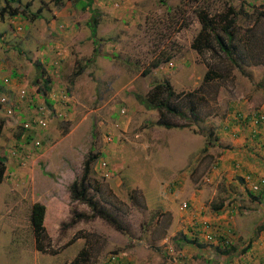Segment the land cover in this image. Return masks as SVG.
<instances>
[{
	"label": "rangeland",
	"instance_id": "rangeland-1",
	"mask_svg": "<svg viewBox=\"0 0 264 264\" xmlns=\"http://www.w3.org/2000/svg\"><path fill=\"white\" fill-rule=\"evenodd\" d=\"M87 1L13 0L11 7L18 14L4 18L0 15V97L5 96L13 104L18 88H23L27 96L23 105H27L34 95L38 102L33 108L24 106L26 118H32L37 108L45 104L34 84L39 66L50 78L48 96L53 100V109L45 104V110L37 112L46 126L33 125L29 132L23 130L16 116L7 115L0 106V117L8 124L3 138L11 134L14 154L22 158L20 165L25 175L21 185L27 197L24 200L26 204L33 199L47 206V237L43 241L46 252H28L29 248L36 249L31 225L21 220L18 226H6L9 221L3 219L0 264H63L84 247L90 257L88 264H113L112 256L116 257L114 264H126L132 250L137 257L135 262L141 260L143 264L155 252L158 264H163L168 242L160 243L158 238L167 237L169 241V231L178 229L170 225L173 222L168 214L157 206L163 208L171 203L166 193L178 187L177 181L183 175L194 178L192 190L215 183L212 166L218 163L209 149L219 139V129H224L231 95L237 93L234 91L238 76L217 43L213 42V49L200 55L191 47L190 37L194 21L199 23L196 7L207 5L212 15L226 10L227 0H92L89 7L82 9L80 2ZM254 1L249 9L257 20L251 28L247 27L243 37H250L252 30L258 29L264 39V0ZM9 4V0H0V9ZM231 6L236 10L230 17L233 16V27L237 29L231 53L248 63H252L249 52L264 58V41L258 45L261 51H257L254 45L243 48L239 39L243 33L241 19L254 18L253 13L240 0H233ZM92 15L98 19L96 43L90 38L88 26ZM253 39L260 40L254 33ZM224 40L227 44L225 36ZM156 59L159 65L151 67ZM79 69L82 71L77 74ZM208 70L214 77L204 81ZM11 73L17 78L10 77ZM6 76L7 84H3ZM165 79L175 91L169 103L179 114L163 110L160 115L141 101L153 92L156 83ZM192 124L203 135L202 155L186 167L176 163L173 168H166L161 154L170 138L167 132ZM27 134L30 143H24V136L29 139ZM37 140L39 145L35 144ZM22 143L25 146H19ZM89 155L96 156L87 180L89 195L118 220L119 230L99 217L70 224L75 213L91 212L85 203L72 199L69 192L71 182L81 177ZM102 160L108 164L109 177H104L100 169ZM166 169L173 172L170 180ZM207 177L209 182L205 181ZM165 182L168 192L162 185ZM221 189L225 190L223 186ZM153 191L160 194L154 195ZM263 193L253 200L249 193L245 198L239 195L229 199L239 202L234 217L222 226L233 242L232 254L210 258L218 252L211 247L210 255H193L196 263L220 264L222 260L225 264H254L264 259ZM170 197L175 198L178 207L189 206L187 201L183 205L177 192ZM19 212L24 214V210ZM177 232L175 236L181 233ZM249 240L252 246L243 251ZM171 245L177 249L174 243Z\"/></svg>",
	"mask_w": 264,
	"mask_h": 264
},
{
	"label": "crops",
	"instance_id": "crops-1",
	"mask_svg": "<svg viewBox=\"0 0 264 264\" xmlns=\"http://www.w3.org/2000/svg\"><path fill=\"white\" fill-rule=\"evenodd\" d=\"M240 1H243L244 8L249 12L250 6L253 5V2L255 3L254 0ZM246 1H248V4ZM227 2L228 3L225 4L231 6L233 0H227ZM250 13L253 12L251 11ZM238 15L242 14L238 12ZM253 17L254 18H246L243 16L241 19L240 25L243 28H240V32L243 31V33L239 35V39L243 43L241 45L243 48L249 49L250 46L254 45V50L261 51L262 48H259L258 45H262V41H264L263 34H261L262 31L253 29V32L249 34L250 37H243L245 30L248 29L247 27L251 28L252 24L257 20L256 16H254V13ZM251 19L253 20L252 22L249 21ZM246 24H248V26H245ZM200 28V22L198 23L194 21L191 31L192 36L190 37L191 43L199 32ZM253 33L254 36L257 39L260 38V40H254ZM225 38L228 42L226 44V48L227 51H230L229 55L231 58L229 59L227 57V60L230 62L231 66L236 69L233 71V73L238 76V79H235V86L238 88L237 81L240 82V89L234 88V92L237 93H233L231 95L232 101L229 102V112H227L228 115L223 122L224 129H219L220 132L218 134L220 137H218L219 139L216 142L212 143L214 146L209 149V154L213 155L216 160L215 163H218V165L216 164L217 166H212V179L215 181V183H213L211 187H205L207 185H202L201 189L192 190L190 188L192 183L195 182L194 178L190 176V174L183 175L182 177H179V180L177 181L178 187H176L172 193H169L168 190H165L168 182H165L162 185L164 187V191L168 192L166 195L171 203L163 208L157 206L159 210L168 214L173 222L170 223V225H174L176 229H178L175 232L168 230L171 234L168 236V240L170 237V242L167 241V237H159L158 242H168V247H166L167 251L170 248L175 249L171 243L176 245V250H183L187 255L186 264H200L198 262L196 263L193 255L196 256V254H204L207 256L209 253H211V249L205 247L207 242L203 240L201 234L196 235L195 233L196 230L203 229L201 226V221L207 218V220H209L210 218V222L213 221V223H215L219 229L224 228L222 226H225V224L229 223L234 217L236 210L239 209V202H235V200L230 201L229 199H236L242 195H245L242 196L245 198L247 197L246 193L248 195L249 192H252L245 184L243 175L250 172L255 174L257 177H264V124H261L258 127L257 134L252 137L250 126L247 124L243 125L240 119L241 114H237V112L244 114L264 112V58L261 54L251 56L252 53L249 52L248 59L252 60V63L237 59L231 53L232 47L235 44V38L233 37L231 42H229L227 36H225ZM188 51L193 53L195 52L193 49H189ZM194 54L197 55L196 53ZM184 81L185 80H182L180 83L183 85ZM182 85L180 84V86ZM5 122L6 124L4 125L0 136V154L4 155L7 159L5 176L2 183L0 184V221L3 219L8 220L9 223L6 224V226H18L19 221L21 220H23L24 224L30 225V210L32 204L36 201H33L32 199V201L26 204V201L24 200L27 199V197L25 196L26 193L24 186L21 185L23 184L22 180L24 179L25 175L24 167L20 165L22 158L14 154V149L12 148L14 144L12 141H14V138L11 137V134H8L10 138L9 136L3 138V133L6 132L5 127L8 125L7 121ZM194 126L195 125L192 124L191 126H186L178 130L167 132L170 138L168 137V144L163 147L161 154L164 157L162 159V163L166 168H173L176 163H183L186 167L192 164L195 159L202 155L200 153L202 152L201 147L204 141L201 137L203 135L196 131ZM229 131H234L235 134L232 136L231 134L227 133ZM18 135L19 134H17L16 137H18ZM19 146L23 147L25 145L22 143ZM166 171L168 172V169H166ZM172 174L173 172H168V180L173 177ZM222 186L225 188V190L221 189ZM176 192L178 197L181 198L182 202H188V207H178L175 198L170 197L171 194ZM262 192H264V186L259 192H257L256 195L259 196ZM153 194L159 195L160 192L153 191ZM253 194L255 195V193L252 192V195ZM40 203H43L46 206L44 202ZM20 210H24V214H20ZM46 217L47 208L45 213V222ZM177 231H181L183 235H181L179 232V236H175L178 235ZM193 239H195L196 242ZM1 240L3 239L0 237V241ZM30 243L32 244V240ZM214 243L219 244V242ZM28 252L31 254H36L38 253V250L35 248H29ZM128 253V260L125 261V263L127 262L126 264H141V260L135 262L137 257L133 255V250ZM131 253L132 255H130ZM214 254L215 255H212L210 258H225L226 256L219 252ZM150 257V260L145 258L146 261L145 263L143 262V264H158L159 257H157L155 252H153L152 256ZM219 263L225 264L222 260ZM163 264L167 263L164 262Z\"/></svg>",
	"mask_w": 264,
	"mask_h": 264
},
{
	"label": "trees",
	"instance_id": "trees-1",
	"mask_svg": "<svg viewBox=\"0 0 264 264\" xmlns=\"http://www.w3.org/2000/svg\"><path fill=\"white\" fill-rule=\"evenodd\" d=\"M10 4L7 7H2L0 9V15L4 18V15H10L12 17L16 16L18 14L17 10L13 7H11V1L9 0ZM92 0H88L87 2H80L81 8L85 9L86 7L90 6V3ZM29 4L27 3L26 6ZM196 17L198 21L201 24V28L195 38L193 39L191 43V47L198 53L202 54L203 51L213 49V42L217 43L219 48L226 52V55L229 59L230 58V51H227V48L225 47L226 42L224 40V36H227L229 39V42L232 41L234 34L237 32V29L233 27L235 24L233 16L230 17L231 14H235L236 10L233 6L226 7V10L219 13H214L211 15L209 12V7L207 5L204 6H198L196 7ZM95 13V12H92ZM2 18V19H3ZM97 25H98V19L92 15L90 20L88 21V26L90 28V38L96 43V34H97ZM220 31V32H218ZM234 47V46H233ZM171 57L172 55H167ZM156 62H151V67H157L159 65L158 59H156ZM38 73L34 79V84L37 85V93L39 94V98L41 99L42 104H46L51 109L53 106V100H51L48 96V93L51 90V81L50 78H48L45 75V70L42 67L38 66ZM82 69H79L77 71V74L81 73ZM10 77L17 78L15 73H11ZM213 73L208 70L205 73L204 81L211 80L213 78ZM8 78L7 76L5 79L3 78V84H7ZM165 94V97L163 98L162 95ZM175 95V91L172 88L170 82L168 79L163 80L162 82H158L153 86V92H151L148 96L144 97L143 101L147 107H152L153 109H156L159 111L161 115V111L165 110L169 114H179L178 111L170 105L169 99ZM32 97V102L30 103V108H33V106L36 104L37 99L31 95L30 99ZM137 97V96H136ZM38 102V101H37ZM44 104V105H45ZM43 105V110H45V107ZM39 108V107H38ZM37 108V110H38ZM194 110H190V112H193ZM237 114L240 115V119L246 118L249 114H244L237 112ZM27 118H25V121ZM6 121V120H5ZM4 118L0 117V136L4 127ZM157 124H161L160 121L156 122ZM166 127H171V125L166 124ZM24 130V129H23ZM25 131H31L30 129H25ZM29 139L26 140V136H24V143H30L31 139L29 134H27ZM89 159H86L83 166V173L80 178L75 179L71 182L69 185V192L71 194L72 199L78 200L79 202L85 203L89 209L90 214H77L75 213L70 224H75L80 220L83 221H89L93 220L96 217L102 218L106 220L108 223H110L114 228L117 230L120 229V224L118 220L105 208L100 207L95 199L89 195V186L87 184V180L89 179V170L91 162L95 159L96 156L89 155ZM6 157L4 155L0 154V184L2 183L4 176H5V170H6ZM252 194V192H249V195ZM262 194L259 196L254 195L252 197V200L255 198H259ZM215 208V207H214ZM217 209V208H216ZM45 213H46V206L43 203L35 202L31 206L30 210V225L32 228V232L35 238L36 242V249L41 252H46V249L44 247L43 241L44 238L47 237L46 235V228H45ZM195 240V239H193ZM232 240H228V243L225 245L219 242V244L215 243H206V248L214 247L216 251L223 255H230L232 254L234 247ZM196 242V240H195ZM252 246V241L249 240L247 243V246L243 251H246ZM225 256V257H226ZM89 253L87 249L84 247L82 248L78 254L70 261H66L63 264H88L89 262ZM264 259H260L258 262L254 264H263Z\"/></svg>",
	"mask_w": 264,
	"mask_h": 264
},
{
	"label": "built area",
	"instance_id": "built-area-1",
	"mask_svg": "<svg viewBox=\"0 0 264 264\" xmlns=\"http://www.w3.org/2000/svg\"><path fill=\"white\" fill-rule=\"evenodd\" d=\"M20 96L25 97L26 92L24 89L20 90ZM2 102H6L5 98H1ZM42 112L43 108L40 106L36 112L33 113L32 118H27L26 121H24V128L31 129L33 125H38L39 128H44L46 126L45 119L40 115L37 114V112ZM8 112H11L9 109ZM122 113H124V110H121ZM243 125L247 124L251 128V134L252 137L257 134V129L261 124H264V112H258V113H251L246 118L241 120ZM35 144L39 145L40 142L37 140ZM100 169L103 172L104 177H109L110 172L108 168V164L106 161H100L99 163ZM245 184L249 187V189L253 192H259L261 188L264 186V177H257L252 173H246L243 176ZM206 182L210 181V178H205ZM184 206L187 205V202L183 203ZM216 225V224H215ZM201 226L203 229H198L195 231L196 235L201 234V237L205 242L208 243H214V242H221L222 244L228 243V240H231V237L226 234V231H223L222 229H219L218 226H213L210 220L204 219L201 221ZM192 230V229H191ZM194 233V230H193ZM186 253L184 251H179L175 249H169L167 252V256L164 259V262L167 264H186ZM116 260L115 256L111 257V262L114 264ZM264 264V262H263Z\"/></svg>",
	"mask_w": 264,
	"mask_h": 264
},
{
	"label": "clouds",
	"instance_id": "clouds-1",
	"mask_svg": "<svg viewBox=\"0 0 264 264\" xmlns=\"http://www.w3.org/2000/svg\"><path fill=\"white\" fill-rule=\"evenodd\" d=\"M23 89V88H21ZM20 89V90H21ZM20 90L18 88V91L16 93V100L14 103H17V106H14V103L13 104H9V102L7 101L6 97L2 96L0 97V106L1 108L7 113V115L9 116H16L17 120L19 121V124L23 127V129L25 130L26 128H24L23 124H24V121H25V118L27 116V114L24 112L25 109H24V106H28L30 108V103H27V105H23L26 99L27 96L25 97H21L20 96ZM34 96V95H33ZM35 97V96H34ZM1 98H5L6 99V102H2L1 101ZM36 98V97H35ZM30 102H32V97L30 99ZM40 107V106H39ZM43 108V106H41ZM11 110V112H8V110ZM5 124V123H4ZM250 173V172H248ZM253 174V173H252ZM255 175V174H254ZM244 176V175H243ZM244 180V179H243ZM249 188V187H248ZM257 193V192H256Z\"/></svg>",
	"mask_w": 264,
	"mask_h": 264
}]
</instances>
